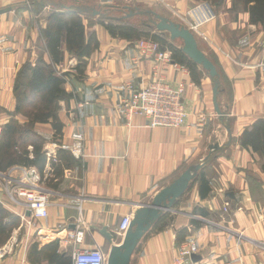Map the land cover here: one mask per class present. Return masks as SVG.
<instances>
[{
  "label": "crops",
  "instance_id": "0c3cea01",
  "mask_svg": "<svg viewBox=\"0 0 264 264\" xmlns=\"http://www.w3.org/2000/svg\"><path fill=\"white\" fill-rule=\"evenodd\" d=\"M32 1L0 0V9L10 8L0 13V134L16 106L13 87L19 68L39 56L50 60L41 36L49 11L69 7L65 0L57 8L50 1L35 7ZM75 1L84 2L85 9L144 7L181 24L185 12L201 2ZM214 11L215 19L202 27L212 44L199 40L198 46L219 70L217 101L223 115L214 110L208 74L202 73L196 83L190 70L181 71L182 64L172 59L173 64L164 65L158 74L186 83L188 116L176 128L150 127L143 115L129 119L117 111L129 94L128 85L139 89L152 81L155 62L141 56L139 39L111 36L97 23L86 26L95 31L98 48L81 64L65 52L63 62L56 65L65 78L64 89L72 93V98L59 102L61 135H54L51 123L34 126L45 140L44 150L55 153L54 144H68L72 133L82 132L83 156L64 168L55 179L58 184L48 189V215L25 230L0 264L47 263L28 258L34 243L42 247L56 241L59 252L70 256L76 246L68 234L78 227L84 229V238L77 247L105 250L99 228L106 225L119 235L124 215H133L189 165L200 162L204 166L196 178L144 235L130 264H169L183 242L196 243L195 254L200 256L186 264H264V158L238 141L245 127L264 118V28L251 24L248 13L241 5L234 7L233 0H225ZM210 145L217 147L210 150Z\"/></svg>",
  "mask_w": 264,
  "mask_h": 264
},
{
  "label": "trees",
  "instance_id": "16d2710c",
  "mask_svg": "<svg viewBox=\"0 0 264 264\" xmlns=\"http://www.w3.org/2000/svg\"><path fill=\"white\" fill-rule=\"evenodd\" d=\"M201 1H207L215 10V7L222 5L225 0ZM237 4L248 13L251 24L260 23L264 28V0H233V6L236 7ZM119 8V6L105 7L104 10L108 12L99 13L98 15L102 16H99L96 23L103 26L114 37L126 40L145 37L155 40L162 50L171 51L173 61L186 66L191 72L193 81L199 83L201 74L207 72L193 62L180 46L168 39L167 32L146 30L144 26L126 24L122 18L114 19L106 16L110 10ZM83 12L86 11L65 7L49 11L48 23L41 29V36L45 41L44 47L50 60L46 61L39 56L35 63L25 62L19 68L13 87L16 106L0 134V172L15 165L34 166L40 171L44 169L47 162L44 150L45 140L36 132L34 126L36 123H51L55 131L54 135L60 136L63 123L58 116L59 102L72 98V93L63 87L65 78L63 74L57 73L56 65L63 62L65 52L75 56L81 64L99 46L95 31L86 30ZM88 25L92 26L91 23ZM212 81L214 82V79ZM22 89H24L23 92ZM19 114L26 118L25 122L16 121L14 117ZM238 141L242 147L260 153L264 158V118H257L251 125L245 127ZM20 143L24 145L18 149L21 146ZM28 145L31 146V150L27 148ZM76 161L77 159L68 150L61 148L57 150L56 161H53L51 165L55 174L59 175L64 168L75 165ZM4 214L5 209L0 205V243L5 242L7 238L3 235L9 231L8 225L13 224V222L7 224L3 220ZM58 248L56 241L42 247L34 243L29 249L28 258L34 263L46 259L47 264H71L69 263L71 255L59 252Z\"/></svg>",
  "mask_w": 264,
  "mask_h": 264
},
{
  "label": "built area",
  "instance_id": "2783aa9c",
  "mask_svg": "<svg viewBox=\"0 0 264 264\" xmlns=\"http://www.w3.org/2000/svg\"><path fill=\"white\" fill-rule=\"evenodd\" d=\"M215 17L216 14L211 5L207 1H201L185 12L182 22L195 37L212 44L211 39L202 27L214 20ZM137 47L141 52V56L150 57L154 60L155 75L145 87L135 89L132 85H128L129 94L118 106L117 111L129 119L143 115L148 119L150 127L176 128L183 126L188 116L184 102L186 83L182 79L167 80L163 77V74H158L164 65L173 64L171 51L162 50L158 42L151 38H140ZM180 70L187 72L188 69L186 66L181 65ZM59 147L67 149L74 158H81L84 151V134L82 132L72 133L70 143L59 146L57 144L53 145L55 149ZM45 153L48 162L51 160L56 161L55 150L47 149ZM19 168L24 170V176L19 179V183L24 190L23 196L25 199L23 202L24 210L19 215L23 223L30 229L34 227L35 220L48 215L49 194L47 190L39 186L40 176L36 168L24 166H19ZM225 210L226 208H224ZM27 211L29 215L26 214ZM131 219V214L124 215L121 218L117 227L121 239L129 227ZM83 238L84 229L79 227L68 234V240L76 246L71 252V264H106L108 256L106 249L77 247L83 243ZM2 251H4V254L12 252L13 244H7ZM197 251L198 245L196 243L183 242L179 245L176 257L169 264L189 263L192 254Z\"/></svg>",
  "mask_w": 264,
  "mask_h": 264
},
{
  "label": "water",
  "instance_id": "95a60500",
  "mask_svg": "<svg viewBox=\"0 0 264 264\" xmlns=\"http://www.w3.org/2000/svg\"><path fill=\"white\" fill-rule=\"evenodd\" d=\"M128 10L127 15L149 14V22L159 32H167L171 40L180 39L182 41V51L196 64L200 65L211 79H214L212 87V102L214 110L218 115H223L220 110L217 96L219 93V73L215 64L199 48L194 34L184 25L175 22L166 16H163L151 9H142L139 7L132 10L130 6L124 7ZM10 8L0 9V13L9 11ZM88 10V9H87ZM93 14L99 11L94 7L89 8ZM217 145H210L209 149L213 150ZM204 166V162L189 165L175 180L162 188L152 199L150 203L140 204L132 215L131 222L127 228L120 243H113L114 233L108 230L106 225L99 228L98 232L105 238L109 244L107 249L106 264H130L131 256L138 246L144 235L152 228L160 216L167 210H172L176 201L189 188L191 182L196 178L199 170ZM76 228V224H72ZM200 256L192 254L193 260H198Z\"/></svg>",
  "mask_w": 264,
  "mask_h": 264
},
{
  "label": "rangeland",
  "instance_id": "374dc122",
  "mask_svg": "<svg viewBox=\"0 0 264 264\" xmlns=\"http://www.w3.org/2000/svg\"><path fill=\"white\" fill-rule=\"evenodd\" d=\"M47 1L54 3V7H59V4H61V2L63 0L62 1L61 0H33L32 2H33V4H36L35 7H37L39 5L45 4ZM83 3L81 1L77 2L75 0H65L64 1V4L66 6H69L68 8H72V9H76V10L77 9H79V10L85 9L86 5H83ZM113 8H115V7H113ZM135 8L136 7H132V10L135 11ZM139 8L148 9V8H144V7H139ZM87 9H89V8H87ZM87 9H85L86 12H83L84 13V19L86 20V23H84V24H86V26H89L88 24H90V23L92 25H94L96 23V21L99 20V16H102L101 14L98 15L99 13L108 12L107 10L106 11L104 10L105 9L104 7L96 9L99 11L98 14H93V12L91 10H87ZM127 13H128V10L120 7L119 9L110 10L109 14L106 16H110L114 19L122 18L126 24L133 25V26H144V28H146V30H148V29H152L153 31L156 30L155 27L149 22L151 15H149V14H133L131 16H128ZM167 37H168V39H170V36L168 35V33H167ZM196 39H197V42L199 40H201L197 37H196ZM172 41L177 46H180V47L182 46V41L180 39H175ZM201 41H203V40H201ZM23 82L26 83V80L23 79ZM21 91L23 92L24 89H22ZM18 116H20L19 117L20 120L18 118L14 117L17 119L16 121H19L20 123H23L26 121V118L24 116H22L20 114ZM20 145L21 146L18 149H20L24 144L20 143ZM45 147H46V145H45ZM27 148L29 150H31V146L28 145ZM58 149H61V147ZM65 150H67V149H65ZM45 155H46V153H45ZM46 159H47V155H46ZM46 161L47 162H46L45 167L42 171H40L38 168H36L34 166H29V167L36 168V170L38 171L39 176H40L39 186L48 191L49 188H52L58 184L59 180L55 181V179L59 175L55 174L53 166L51 165L53 160H51L50 162H48V160H46ZM19 166H21V165L11 166L6 171L0 172V187L2 188L0 191L1 192L0 193V205L5 209V214H4L3 220L5 222H7V224H11L13 222L12 225H8L9 231L6 232L5 235H3V237H6L7 239L5 240L4 243H0V253H1L0 256H2L4 254V251H2V249L7 244H13V249H14V245L19 240V237H21V235L25 233V230L28 229V227L26 226L25 223H23V221L19 215L24 210L23 202L25 200L24 196H23L24 190L22 188V185H20V183H19V179L22 178V176H24V170H21L19 168ZM29 167H27V168H29ZM9 175H11V177H9ZM48 194H49V192H48ZM15 208H17V210ZM20 210H21V212H20ZM26 214L29 215V212L27 211ZM14 219H15V221H14ZM28 230H30V229H28ZM42 240H44V239H42ZM120 242H121V237L119 235L115 234L113 243H120ZM108 248H109V244L106 241L104 249L107 250ZM6 254H4V255H6ZM4 255L2 257H4ZM2 257H0V258H2ZM66 260H67V258H66ZM69 263H71V259H70ZM45 264H47V263H45Z\"/></svg>",
  "mask_w": 264,
  "mask_h": 264
}]
</instances>
